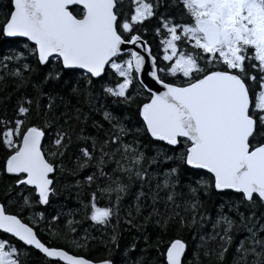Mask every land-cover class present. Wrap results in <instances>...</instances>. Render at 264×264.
<instances>
[{"label":"snow or ice","instance_id":"1","mask_svg":"<svg viewBox=\"0 0 264 264\" xmlns=\"http://www.w3.org/2000/svg\"><path fill=\"white\" fill-rule=\"evenodd\" d=\"M0 46V264H116L121 219L149 264H264V0H0Z\"/></svg>","mask_w":264,"mask_h":264},{"label":"trees","instance_id":"2","mask_svg":"<svg viewBox=\"0 0 264 264\" xmlns=\"http://www.w3.org/2000/svg\"><path fill=\"white\" fill-rule=\"evenodd\" d=\"M153 23H155V21H153ZM149 39L151 40V36H149ZM6 51H7L6 48L0 46V54H4ZM13 99H15V97ZM95 119L100 120L101 117L96 116ZM105 127H107L106 124ZM68 179L71 180L72 178L68 177ZM202 199L204 200L205 208L212 214L214 218L216 214V210L222 202L221 197L217 195L215 192H213L208 197L202 196ZM58 204L66 205V207L63 208L64 212H68L70 210L75 209L77 207V202L75 199V191L74 190L64 191L58 197ZM159 207H161V211H163L162 205H160ZM224 211L225 213H228L227 208H225ZM48 212H52L51 207L48 208ZM228 214L233 215L232 213H228ZM257 215H259V212H257ZM64 219H66V217L62 218L61 224L64 222ZM76 219L82 220V214L78 215ZM90 225L91 222L83 221L79 227L87 228L89 230L90 236L95 237V239L89 240L87 250L80 249L79 252L80 254L88 255L92 258L106 257L108 255V248H106L101 241L108 240L109 235L111 234V228L105 231L103 229L92 228ZM210 227L211 226L208 225V228L206 230H210ZM118 231H119V248H116L114 245H109L112 248V259L116 261V264H121L122 254L124 250L126 248H130L133 243L136 244V248L134 251L129 253V259L135 260L138 257L143 256L145 258V264H149V262L153 261V258H156L157 260L159 259L158 254L154 248H147L146 252H141V249L147 247L142 238L144 233L143 229L138 231L136 228L130 227L129 225L125 224L123 219H121ZM147 232L151 235L153 239L155 238V232L152 228H148ZM81 235H83V232H81ZM170 235H176V233H171ZM178 235L188 242L189 248L187 255L189 258H191V253L194 248V242L192 240V232L188 230H183L180 231ZM40 236L44 240L48 239V236L44 232H41ZM240 238H242V236L237 237V239ZM149 243H151V240L149 241ZM72 250L74 251V249ZM231 256H232V249L229 250L225 264H230ZM29 264H42L41 254L33 250L29 257ZM205 264H207V262H205Z\"/></svg>","mask_w":264,"mask_h":264}]
</instances>
